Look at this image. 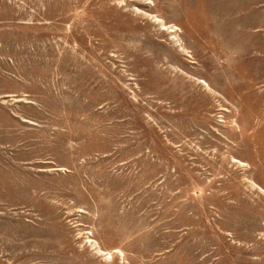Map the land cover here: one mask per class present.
<instances>
[{"label": "rangeland", "instance_id": "374dc122", "mask_svg": "<svg viewBox=\"0 0 264 264\" xmlns=\"http://www.w3.org/2000/svg\"><path fill=\"white\" fill-rule=\"evenodd\" d=\"M0 264H264V0H0Z\"/></svg>", "mask_w": 264, "mask_h": 264}]
</instances>
